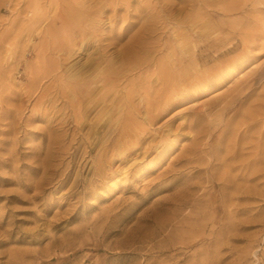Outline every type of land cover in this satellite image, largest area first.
<instances>
[{
	"label": "rangeland",
	"instance_id": "1",
	"mask_svg": "<svg viewBox=\"0 0 264 264\" xmlns=\"http://www.w3.org/2000/svg\"><path fill=\"white\" fill-rule=\"evenodd\" d=\"M98 1L0 0V264H264V0ZM179 24L224 42L215 60L196 68L149 46L144 63L127 66L129 44H172ZM251 37L254 50L243 51ZM58 40L71 55L56 51ZM229 41L241 49L220 55ZM238 52L255 57L193 93L188 84ZM243 84L250 96L221 111ZM146 108L160 112L150 126ZM125 123L126 135L145 136L141 148L123 161L102 154Z\"/></svg>",
	"mask_w": 264,
	"mask_h": 264
},
{
	"label": "bare ground",
	"instance_id": "2",
	"mask_svg": "<svg viewBox=\"0 0 264 264\" xmlns=\"http://www.w3.org/2000/svg\"><path fill=\"white\" fill-rule=\"evenodd\" d=\"M63 1V0H62ZM100 1V0H99ZM98 1V2H99ZM126 1V0H125ZM103 2V1H102ZM106 2H108V1H106ZM106 2H105V4H106ZM110 2H111V0L109 1V4H110ZM115 2V1H114ZM100 3V2H99ZM113 4V3H112ZM116 4V3H115ZM101 5V4H100ZM104 5V4H103ZM103 5H101V7L103 6ZM123 5H125V4H123ZM61 6V5H60ZM108 6H110V5H107V7ZM112 6V5H111ZM114 7H116V6H113V8ZM62 8V7H61ZM109 8V7H108ZM111 9V10H114V9ZM117 8V7H116ZM127 8V7H126ZM81 9V8H80ZM95 9V8H94ZM91 10L92 9H90L89 11L91 12ZM94 11V10H93ZM92 11V12H93ZM96 11V10H95ZM60 12V11H59ZM80 12H82V11H80ZM85 12V11H84ZM86 12H87V10H86ZM85 12V13H86ZM114 12V11H113ZM116 12V11H115ZM114 12V13H115ZM66 13V12H65ZM181 13V12H180ZM193 13V12H192ZM197 13H198V11H197ZM79 14V13H78ZM89 14V13H88ZM88 14H87V17H89L88 16ZM91 14H94V13H91ZM95 14H97V15H99L97 12L95 13ZM116 14V13H115ZM191 13H189L188 15H190ZM90 15V14H89ZM96 15V16H97ZM101 15V14H100ZM195 15H196V13H195ZM199 15V14H198ZM202 15V14H201ZM59 16V18H61L60 20H61V23L64 25V27L62 28V30H61V34L63 35V36H66V35H68L69 34V32H68V28H66L67 26H66V18H65V16L64 15H62V14H60V15H58ZM93 16L94 15H90V17H92L93 18ZM111 16V15H110ZM181 16V15H180ZM193 16H194V14H193ZM57 17V16H56ZM81 18H83L82 16H80ZM86 17V16H85ZM86 17V18H87ZM95 17V16H94ZM98 17V16H97ZM102 17V16H101ZM112 17H113V15H112ZM110 18V19H113V18ZM116 17L118 18V16H117V14H116ZM120 17V16H119ZM195 17H198V16H195ZM194 17V18H195ZM91 18V19H92ZM115 18V17H114ZM116 18V19H117ZM187 18V17H186ZM94 19V18H93ZM98 20H100L99 19V17L97 18ZM188 19V18H187ZM192 19V18H191ZM190 19V20H191ZM53 20V19H52ZM80 20V19H79ZM94 20H96V17H95V19ZM114 21H115V19H113ZM196 20L198 21V19L196 18ZM73 21V20H72ZM85 21V19L83 20V22ZM117 21V20H116ZM115 21V22H116ZM179 21H181V20H179ZM178 21V22H179ZM193 20H191V22H192ZM81 23H82V21H80ZM113 22V21H112ZM181 22H184V20H182ZM186 22H188V21H186ZM191 22H189V23H191ZM194 23H195V21H193ZM72 23V22H71ZM80 23V24H81ZM110 23H111V21H110ZM128 23H130V22H128ZM180 23V22H179ZM52 24H54V22L52 23ZM59 24V23H58ZM181 24V23H180ZM177 25L176 27H175V29H173V32H174V42L172 43V44H166V42L167 41H165V43L164 42H162V41H159V40H157V41H155L154 42V44H153V42H152V44H151V42L150 43H148V42H143V41H136L135 40V42L133 43H131V44H129L130 46H128V50H125V52H123L124 53V56H125V58H126V64H127V66L128 65H131V66H138V64H142V63H144L145 62V57H143V56H141L140 55V53L142 52V50H144V49H146L147 47H149L150 46V48L151 47H154V49L156 48L157 49V51H159V54H160V52L161 51H163V50H165V51H163L164 53H162V55L164 54V56H166V57H170V56H173L176 52H177V54L180 56V58H179V62H181V64L183 63L184 64V62H186L187 64H190V66H192V67H196L197 68V66H200V64H202V63H205L206 61H208V60H212V59H214V56H213V50H214V47L216 48V47H218V44L217 43H219V42H217V40L216 39H212V40H210L209 39V37H207L205 34H199L198 36H200V40L199 39H194L192 36H190L189 35V33L188 34H185V32H184V28L181 26V25ZM188 24V23H187ZM199 24V23H198ZM71 25V24H70ZM112 25V24H111ZM127 25H129V24H127ZM190 25H192V24H190ZM48 26V25H47ZM54 26V25H53ZM66 26V27H65ZM74 26V25H73ZM130 26H131V24H130ZM192 26H194V24L192 25ZM203 26V28H204V24L202 25ZM62 27V26H61ZM69 27V26H68ZM98 27V26H97ZM195 27V26H194ZM96 28V27H95ZM114 28V27H113ZM174 28V27H173ZM190 28H191V26H190ZM201 28V27H200ZM200 28H198V31H199V29ZM220 28V27H219ZM218 28V29H219ZM73 29V28H72ZM93 29H94V27H93ZM97 29V28H96ZM99 29H100V27H99ZM202 29V28H201ZM207 29V28H206ZM48 30V29H47ZM81 30V29H80ZM162 30V29H161ZM190 30V29H189ZM208 30V29H207ZM49 31H50V29H49ZM92 31H94V30H92ZM96 31V30H95ZM95 31L94 32H92V33H95ZM112 31V30H111ZM197 31V32H198ZM51 32H52V34L53 35H55L56 36V29L54 28L53 30H51ZM76 32V31H75ZM99 32V31H98ZM125 32V31H124ZM189 32H191V31H189ZM196 32V31H195ZM196 32V33H197ZM204 32V31H203ZM206 32H208L207 34H209V32L210 31H206L205 30V33ZM216 32V31H215ZM241 32V31H240ZM246 32V31H245ZM248 32V31H247ZM73 33V32H72ZM83 33H84V30H83ZM91 33V32H90ZM123 33V32H122ZM195 33V34H196ZM219 33V32H218ZM251 33V32H250ZM60 34V33H59ZM58 34V35H59ZM79 34H81V36H79ZM97 34V33H96ZM95 34V35H96ZM114 34V33H113ZM216 34V33H215ZM243 34H244V30H243ZM83 34H82V32H78V36L79 37H83L82 36ZM109 35V34H108ZM111 35H112V33H111ZM192 35V34H191ZM217 35H219V34H217ZM241 35H242V32H241ZM123 35L122 34H119L118 35V37H122ZM211 36V35H210ZM244 36V35H243ZM251 36H253V35H251ZM49 37V36H48ZM76 37V36H75ZM116 37V36H115ZM160 37H161V35H160ZM215 37V36H214ZM240 37V36H239ZM249 37H250V35H249ZM46 38V37H45ZM44 38V39H45ZM57 38V37H56ZM110 38H112V37H110ZM114 38V37H113ZM163 38V37H162ZM162 38H161V40H162ZM70 39V38H69ZM76 39V38H75ZM75 39H73V41H75V44H76V41L77 40H75ZM157 39V38H156ZM160 39V38H159ZM238 39V38H237ZM242 39V38H241ZM255 38L254 37H251L250 39H248V38H246L245 39V41H243V47H241L242 49H243V51H246V49H248V47H249V50H250V47H253V46H248L247 45V43H246V41L247 42H251L250 44H253L254 43V40ZM53 40V39H52ZM80 40H82V38L80 39ZM79 40V41H80ZM119 40V39H118ZM117 40V37H116V41H118ZM235 40V39H234ZM243 40V39H242ZM241 40V41H242ZM43 41V40H42ZM59 41V40H58ZM61 41V40H60ZM59 41V44H58V46L57 47H55V49H56V51L58 50V51H60L61 53V55L63 54V56L62 57H64V53L65 52H67V51H71L72 52V50L70 49V48H72L73 47V45L72 46H70V48H68V49H70V50H68L67 49V47L66 46H61L62 44H61V42ZM82 41H84V40H82ZM134 41V40H133ZM240 41V42H241ZM49 42V41H48ZM71 42V41H70ZM69 42V43H70ZM81 42V41H80ZM120 42V41H119ZM128 42V41H127ZM170 42V41H169ZM65 43V42H64ZM110 43H113V42H110ZM109 43V44H110ZM130 43V42H129ZM221 43H224V42H220L219 44H221ZM68 44V43H67ZM74 44V43H73ZM79 44V43H78ZM108 44V45H109ZM217 44V45H216ZM228 44H230V46H228V47H224L225 49H223L220 53H218V54H220V55H227V54H229L230 53V55H231V53L232 52H235V50H238V49H241V48H238V46H239V43L237 42V41H235V42H231V41H229L228 42ZM77 45V44H76ZM76 45H75V47H76ZM128 45V44H127ZM222 45V44H221ZM254 45V44H253ZM259 45V44H258ZM261 45V44H260ZM263 46V45H262ZM261 46V47H262ZM69 47V46H68ZM81 47V46H80ZM101 47V46H100ZM106 47V46H105ZM114 47V46H113ZM117 47V46H116ZM255 47H256V45H255ZM74 48V47H73ZM79 48V47H78ZM98 48H99V46H98ZM220 48V47H219ZM218 48V49H219ZM238 48V49H237ZM263 48V47H262ZM48 49V48H47ZM107 49V48H106ZM105 49V50H106ZM245 49V50H244ZM251 49H253V48H251ZM100 50H101V48H100ZM115 50V49H114ZM117 50V49H116ZM115 50V51H116ZM254 50V49H253ZM253 50H250V51H253ZM76 51V50H75ZM104 51V50H103ZM103 51H101V52H103ZM114 51V52H115ZM119 51V50H118ZM124 51V50H123ZM214 51H216V50H214ZM48 52V51H47ZM74 52V51H73ZM117 52V51H116ZM147 52V51H146ZM52 53V52H51ZM68 53V52H67ZM75 53V52H74ZM120 53H121V51H120ZM123 53H121V55L123 54ZM158 53V52H157ZM239 53V52H238ZM243 54H240L239 53V55H237V53H236V57H233L232 56V58H230V59H225V57L223 58L225 61H223L222 59H220L219 57V59L218 60H222L221 62H220V65L218 64H216L215 66H216V68H214V70H213V74H211L210 73V71H209V73L210 74H208V75H199L200 77H198V75L196 76V73H194L195 74V77L197 78L198 77V79H199V83L197 84V85H194V86H191V85H193L192 83H191V85L190 84H188L192 89H193V93H195V95H196V93H198V92H200V91H204V90H206L207 88H210L211 86H214V85H217V84H220V83H222L223 81H224V79H225V77H227V76H231V74L238 68V67H241L248 59H251V58H254L255 56L254 55H251L250 56V53H249V55L248 54H246V52H242ZM245 53V54H244ZM50 54V53H49ZM53 54H54V52H53ZM70 54V52L67 54V55H69ZM72 54V53H71ZM70 54V55H71ZM60 55V56H61ZM99 55H100V53H99ZM104 55H105V52H104ZM106 55H107V52H106ZM161 55V56H162ZM178 55H177V57H178ZM219 55V56H220ZM59 56V57H60ZM101 56V58H102V55H100ZM163 56V58H165ZM216 56H217V54H216ZM216 56H215V58H216ZM62 57H60V58H62ZM66 57H68V56H66ZM106 57V56H105ZM221 57V56H220ZM223 57V56H222ZM99 58V57H98ZM163 58L161 57V60L163 61ZM171 58H173V57H171ZM227 58V57H226ZM65 59H67V58H65ZM100 59V58H99ZM121 59H123V58H121ZM148 59V58H147ZM154 59V58H153ZM176 59V58H175ZM217 59V58H216ZM101 60V59H100ZM152 60V59H151ZM160 60V66H161V69H162V71H167V73L169 72H171V70L169 71V68H168V66H167V64H166V59L164 60L165 62H162ZM215 60V59H214ZM97 61H98V59H97ZM168 61V60H167ZM171 61H172V59H171ZM217 61V60H216ZM249 61V60H248ZM122 62H123V60H122ZM151 62V61H150ZM169 62V61H168ZM175 62V61H174ZM154 63V62H153ZM216 63H218V62H216ZM124 64V63H123ZM148 64V63H147ZM177 64H178V61H177ZM177 64H175V65H177ZM214 64H215V61H214ZM122 65V64H121ZM159 65H158V68H160L159 67ZM171 65H173L172 64V62H171ZM186 65V64H185ZM130 66V67H131ZM145 66V65H144ZM144 66H142V68L144 67ZM173 67H175V66H173ZM178 67V66H177ZM186 67H187V65H186ZM141 68V69H142ZM176 68V67H175ZM121 69V68H120ZM128 69V68H127ZM126 69V70H127ZM192 69V68H191ZM207 69V68H206ZM213 69V68H212ZM138 70H140V69H138ZM187 70V69H186ZM197 70V69H196ZM199 70H201L200 68H199ZM210 70V69H209ZM119 71H121V70H119ZM172 71H173V69H172ZM177 71V70H176ZM195 71V70H194ZM196 72H198V70L196 71ZM203 72H205V71H203ZM212 72V71H211ZM105 73H107V72H105ZM105 73H103V74H105ZM177 73V72H176ZM101 74V73H100ZM103 74H101L100 75V77H102V75ZM192 74V73H191ZM193 74V75H194ZM109 75H111V74H109ZM124 75H125V73H124ZM193 75H191V76H193ZM72 76V75H71ZM105 76V75H104ZM108 76V75H107ZM184 76H186L185 74H184ZM83 77V76H82ZM82 77H81V79H82ZM190 77V76H189ZM188 77V78H189ZM248 77V76H247ZM99 78V77H98ZM103 79H105L104 77H102ZM112 78V77H111ZM70 79V78H69ZM81 79H79V80H81ZM117 79H119V77L117 78ZM192 79V78H191ZM194 79L195 78H193V81H194ZM75 79H73V81H74ZM84 80V79H83ZM82 80V81H83ZM98 81H99V79H97ZM97 80H96V82H97ZM101 80V79H100ZM244 80H245V78H244ZM73 81H70V82H72L73 83ZM77 81V80H76ZM103 81V80H102ZM102 81H100L101 83H102ZM78 82V81H77ZM76 82V83H77ZM81 82V81H80ZM105 82V81H104ZM113 82V81H112ZM117 82V81H116ZM195 82V81H194ZM79 83V82H78ZM82 83V82H81ZM103 84V83H102ZM105 84V83H104ZM196 84V83H195ZM77 85V87L80 85H78V84H75V86ZM237 85V84H236ZM244 85V84H243ZM73 86V85H72ZM85 87V85H82V87ZM195 86H197L198 88H196ZM81 87V86H80ZM186 87V88H185ZM249 87H250V85H244V86H242V87H240V88H235V89H237V93L236 94H231V92L229 93V99H227V97H226V99L227 100H224V102L223 101H221L220 100V102H223V104L225 103V105H224V107H222V109H221V111H224V109H226L227 107H229L230 105H236V104H238V106L240 107V105L241 104H243V102L250 96V94H251V90L249 89ZM79 88V87H78ZM184 88H185V90H189L188 89V86L187 85H185L184 86ZM190 88V90L192 91V89ZM92 89V88H91ZM182 89V88H181ZM183 90V89H182ZM182 90H180V91H182ZM184 90V91H185ZM80 91V90H79ZM89 91V90H88ZM179 90H178V92H180ZM73 92V91H72ZM83 92V91H82ZM189 92V91H188ZM80 93H81V91H80ZM173 93V92H172ZM181 93V92H180ZM179 93V94H180ZM183 93V92H182ZM77 94V93H76ZM89 94V93H88ZM91 94V93H90ZM106 94V93H105ZM131 94V93H130ZM175 94V93H174ZM176 94H178V93H176ZM84 95V94H83ZM126 95H128L127 93L125 94V96ZM132 95V94H131ZM168 96H170L169 94H167ZM91 96V95H90ZM166 96V95H165ZM168 96H166V97H168ZM176 96V95H175ZM178 96V95H177ZM228 96V95H227ZM89 97V96H88ZM128 98L130 99V98H132V97H129L128 96ZM169 98V97H168ZM221 98V97H220ZM176 99V98H175ZM174 99V100H175ZM126 100H127V98H126ZM167 101H168V99H167ZM166 101V102H167ZM211 101V100H210ZM78 102V101H77ZM144 102H146V101H144ZM164 102H165V100H164ZM168 102H172V100H171V98H170V101H168ZM208 103V102H207ZM212 103V102H211ZM210 103V104H211ZM147 103H145V105H146ZM165 104V103H164ZM167 104V103H166ZM130 105V104H129ZM133 105V104H132ZM171 104L169 103V106H170ZM220 105V104H219ZM221 105H222V103H221ZM110 106V105H109ZM148 106V105H147ZM146 106V107H147ZM159 106H160V104H159ZM259 106H261V105H259ZM114 108H115V105L113 106ZM149 108H151L150 107V105L148 106ZM154 107H155V105H154ZM167 107V106H166ZM165 107V108H166ZM114 108H113V111H115V110H118L117 108H115V110H114ZM144 108V107H143ZM160 108H161V106H160ZM162 108H164V107H162ZM230 108H231V106H230ZM255 108V107H254ZM253 108V112L255 111V109ZM81 109V108H80ZM110 109V108H109ZM152 109V108H151ZM245 109V108H244ZM260 109H262V106L260 107ZM264 109V108H263ZM119 110H121V109H119ZM126 110H130V112H132V111H134V108H131V109H126ZM161 110V109H160ZM238 110V108H234V110H233V112H232V116H231V118H234V116L237 114V111ZM242 110V109H241ZM79 111V110H78ZM106 111V110H105ZM162 111V110H161ZM216 111V110H215ZM257 111V110H256ZM126 112V111H125ZM203 112H205V111H203ZM212 112V111H211ZM80 113V112H79ZM112 113V112H111ZM145 113H147L146 115H147V123H148V125L149 124H151V122L154 120V118H156V115L158 116L159 115V111H157L156 113H153V110H149V109H147L146 108V112ZM193 113H194V111H193ZM246 113V112H245ZM256 113V112H255ZM254 113V114H255ZM127 114V113H126ZM204 114V113H203ZM203 114H202V116H203ZM211 114V113H210ZM253 114V115H254ZM260 114V113H259ZM120 115V114H119ZM118 115V116H119ZM198 115V114H197ZM200 115V114H199ZM198 115V116H199ZM206 115V114H205ZM224 115V114H223ZM262 115H263V113H262ZM245 116V115H244ZM250 116V115H249ZM255 116V115H254ZM253 116V117H254ZM257 116V115H256ZM81 117V116H80ZM197 117V116H196ZM209 117V116H208ZM262 117V116H261ZM120 118V117H119ZM223 118V117H222ZM255 118V117H254ZM251 119V118H250ZM143 120H145L144 118H143ZM246 120V119H245ZM194 121V120H193ZM77 122V121H76ZM75 122V123H76ZM110 122V121H109ZM117 122H118V120H117ZM116 122V123H117ZM129 122H131V121H129ZM195 122H196V120H195ZM251 122V121H250ZM222 123V122H221ZM244 123V122H243ZM99 124V123H98ZM110 125H112L111 124V122L109 123ZM119 124V123H118ZM117 124V125H118ZM135 124V123H134ZM132 125V126H136V125ZM77 125V124H76ZM130 125V124H129ZM128 125V128L130 127ZM187 125H188V123H187ZM202 125V124H201ZM93 126V125H92ZM98 126V125H97ZM114 126V125H113ZM150 126V125H149ZM192 126H194L193 124H189V127L190 128H192ZM76 127V126H75ZM77 127H79V126H77ZM94 127V126H93ZM101 127V126H100ZM120 127H122V126H120ZM126 123H125V125H123V127L120 129V131H119V129L117 128V127H115L114 129H111V132L110 133H112L113 134V132H116V135H112V136H109L110 138H109V141H106L105 140V142H107L106 144H103L104 146H103V148H102V154H104V155H106V153H108V151L109 152H111V156L114 154V153H116L117 152V154H121L122 155V157L120 158V161H123L124 159V157L126 158L127 156H128V154H130L131 152H132V149H134V148H141L140 146H141V144H142V142H143V140L145 139V136H143L142 134V136L141 135H139L138 133H139V131H138V133L137 134H134V135H132V136H130V135H126L127 133V131L129 130V129H127V131H125L126 130ZM203 127V126H202ZM243 127V126H242ZM106 128V127H105ZM108 128V127H107ZM109 128H110V126H109ZM136 128V127H135ZM95 129H97V128H95ZM104 129V128H103ZM130 129H131V127H130ZM133 129V128H132ZM131 129V130H132ZM194 129V128H193ZM199 129H200V127H199ZM240 129V128H239ZM135 130V129H134ZM143 130V129H142ZM118 131V132H117ZM141 131V130H140ZM245 131V130H244ZM247 131V130H246ZM124 132V133H123ZM143 132V131H142ZM251 132V131H250ZM133 133V132H132ZM141 133V132H140ZM149 133V132H148ZM239 133V132H238ZM241 133V132H240ZM239 133V134H240ZM242 133H245V132H242ZM263 133L264 132H261V134L263 135ZM125 135V136H128V138H129V140H128V142H127V140H126V143H123V144H120L119 145V143H118V145L115 143V141L116 140H118L119 141V139H120V136L122 137L123 135ZM131 134V133H130ZM238 134V135H239ZM251 134V133H250ZM97 135V134H96ZM101 135V134H100ZM99 135V136H100ZM146 135V134H145ZM116 136V137H115ZM235 136V135H234ZM99 138V137H98ZM148 138V137H147ZM241 138H244V137H242L241 136ZM241 138H240V140H241ZM104 139V138H103ZM107 139V138H106ZM208 139V138H207ZM234 139H235V137H234ZM85 140V139H84ZM154 140V139H153ZM153 140H151V142L153 141ZM236 140V139H235ZM237 140H238V138H237ZM163 141V140H162ZM85 142H86V140H85ZM97 142V141H96ZM150 142V141H149ZM156 142V141H155ZM95 143V142H94ZM120 143H122V140H121V142ZM169 143V142H168ZM222 143V142H221ZM237 143V142H236ZM239 143V142H238ZM88 144V143H87ZM95 144H97V143H95ZM162 144H163V142H162ZM240 144H242V143H240ZM90 145V144H89ZM101 145V144H100ZM100 145H99V147H100ZM152 145V144H151ZM149 143L147 144V146L145 147V145H144V147H143V150H142V155L144 156L146 153H149V151L152 149V146H151ZM156 145V144H155ZM158 145V144H157ZM161 145V144H160ZM160 145H159V147H160ZM166 145V144H165ZM169 145V144H168ZM256 145H257V143H256ZM256 145H255V147H256ZM260 145H262V144H260ZM95 147H96V145H95ZM224 147H225V145H224ZM163 148V147H162ZM165 148V147H164ZM163 148V149H164ZM243 149L245 148V147H242ZM65 149V148H64ZM98 149V148H97ZM162 149V150H163ZM233 149V148H232ZM218 150V149H217ZM235 151V150H234ZM242 151V150H241ZM161 152V151H160ZM232 152V151H231ZM98 153V152H97ZM237 153V152H236ZM102 154L100 155V157H102ZM161 154V153H160ZM231 154V153H230ZM98 155V154H97ZM139 155H141V154H139ZM158 155H159V153H158ZM111 156L109 157V158H107V159H105L104 161L106 162V163H110V161H112V158H111ZM115 156H116V154H115ZM118 156V155H117ZM108 157V156H107ZM156 157V156H155ZM232 157V156H231ZM235 157V156H234ZM97 158V157H96ZM103 158V157H102ZM119 158V157H118ZM156 159H157V157H156ZM97 160V159H96ZM99 160V159H98ZM97 160V161H98ZM151 160H153V159H151ZM188 160V159H187ZM190 160V159H189ZM103 161V160H102ZM104 161H103V163H104ZM154 161V160H153ZM112 163V162H111ZM151 163V162H150ZM47 164V163H46ZM98 164V163H97ZM96 164V165H97ZM104 165V164H103ZM102 165V167H104ZM108 165V164H107ZM46 166V165H45ZM110 166V165H109ZM244 166V165H243ZM101 166L99 165V168H100ZM96 169L98 168V166L97 167H95ZM108 168V167H107ZM80 169V168H79ZM101 169H103V168H101ZM106 169V168H105ZM81 170H82V168H81ZM104 170V169H103ZM107 170V169H106ZM109 171V170H108ZM107 171V172H108ZM178 171V170H177ZM97 172H98V170H97ZM106 172V171H105ZM104 172V173H105ZM62 174V173H61ZM99 174H101V173H99ZM60 175V174H59ZM178 175V174H177ZM99 176H101V175H99ZM103 176V175H102ZM60 177V176H59ZM78 178V177H77ZM65 179V178H64ZM78 180H79V178H78ZM10 240V239H9ZM8 241V240H7ZM6 241V242H7ZM59 249V248H58ZM51 254V253H50ZM46 256V255H45ZM49 258H50V256H49ZM14 260V259H13ZM19 261V260H18ZM16 262V261H15ZM22 262V261H21ZM12 263H14V262H12ZM15 264V263H14Z\"/></svg>",
	"mask_w": 264,
	"mask_h": 264
}]
</instances>
